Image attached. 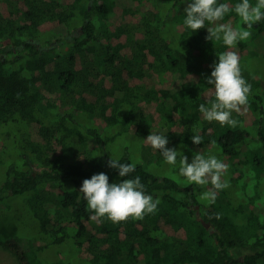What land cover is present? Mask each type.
<instances>
[{"label": "trees", "instance_id": "1", "mask_svg": "<svg viewBox=\"0 0 264 264\" xmlns=\"http://www.w3.org/2000/svg\"><path fill=\"white\" fill-rule=\"evenodd\" d=\"M164 1L0 0V133L18 153L0 185V213L10 195L24 196L22 211L36 228L0 238L19 264H73L70 253L81 264H264V131L253 139L241 116L235 127L203 123L199 105L212 91L210 61L229 49L207 40V28L191 33L183 26L189 0H169L168 10ZM224 22L235 27L239 19L232 13ZM153 30L160 45L150 43ZM251 32L231 49L241 71L247 56L264 58V20ZM246 108L253 125H261L264 95H251ZM151 132L166 135L178 153L195 155L216 143L229 167L225 181L245 196L223 189L214 202L201 201L210 185L183 186L152 173L137 154L107 146L132 134L154 152L145 141ZM111 158L134 164L135 172L121 177L108 167ZM99 173L110 184L139 176L145 194L159 200L156 212L119 224L93 221L79 190ZM50 187L60 192L50 196ZM65 245L67 257L56 249L49 258L48 249Z\"/></svg>", "mask_w": 264, "mask_h": 264}, {"label": "clouds", "instance_id": "2", "mask_svg": "<svg viewBox=\"0 0 264 264\" xmlns=\"http://www.w3.org/2000/svg\"><path fill=\"white\" fill-rule=\"evenodd\" d=\"M184 8L185 17L183 26L197 32L207 28V40L221 42L229 49L217 54L218 62L213 66L207 84L213 86L207 103L199 105V112L207 122H218L222 127H235L238 121L233 113L243 115L248 103L251 86L243 78L240 70V60L237 52L232 51L240 42H246L252 35L251 29L255 24L264 20V0H239L231 5L220 0H189ZM234 13L239 24L233 26L225 23V17ZM191 136L194 144H201L202 137L198 130ZM145 141L154 150H158L165 162L173 167L177 166L178 151L167 147L169 141L166 135L151 132ZM108 167L119 170L121 177H129L135 172L134 164H122L118 159L111 158ZM228 165L216 155L207 157L195 154L191 163L188 157L179 158V175L188 184L201 187L211 186L204 191L201 201L214 202L217 192L228 187L223 180ZM86 201V210L94 213L90 218L93 221L107 219L114 224L132 220H143L145 216L154 214L159 200L145 194V187L141 178L124 179L121 183H109V177L104 173L93 175L85 179L79 190Z\"/></svg>", "mask_w": 264, "mask_h": 264}, {"label": "rangeland", "instance_id": "3", "mask_svg": "<svg viewBox=\"0 0 264 264\" xmlns=\"http://www.w3.org/2000/svg\"><path fill=\"white\" fill-rule=\"evenodd\" d=\"M46 1V0H42ZM162 3V0H161ZM164 7L166 10L170 9L172 7V3H169V0L167 2H163ZM10 8L13 9L15 8L14 3H10ZM164 9V10H165ZM171 18L169 19V21ZM172 24L171 22H169ZM182 29L181 27H179ZM153 38L151 39L150 43L154 45H160V40L161 38L158 36L157 32L153 30ZM131 46L134 47L135 43H130ZM86 66L90 68L92 71H95L91 62L86 59ZM214 60L211 59L210 64H209V71H213V66H214ZM243 69L241 71V74L243 78L247 81V83L251 86V91L250 94L248 95V98L251 97V95H256L257 93L263 94L264 95V58L259 57L256 55H249L247 58L243 61ZM148 109L151 111H154V106H148ZM241 116L244 118L243 124L247 127L248 131H250V136L253 139H257L259 137V129L260 133L263 130L264 131V120L261 125L255 126L253 125L254 123V116L251 113L249 109L243 114V115H238L236 113H233V118H238ZM264 118V115L262 116ZM203 123L205 125H215L217 124L218 126L220 125L218 122H207L203 118ZM262 129V130H261ZM32 136L34 138H38V133L36 134V129L32 128ZM140 138L138 136L132 135V134H121L116 137H114L112 140L109 141V144L107 145L109 148H113L117 154L123 153V152H129L130 155L135 156L137 154V158L139 160H142L143 162H146V167L154 174L156 175H168L173 178H175L181 185H190L188 182L179 175V170H178V165H179V158L183 155L188 157L189 163H191L194 154L192 153H187V152H180L178 153V159H177V166L173 167L168 165L165 160L163 155L158 151L154 150V152H151L147 147L141 145L138 141ZM8 139H6L5 136H3L2 133H0V185L2 184L5 176V172L10 164L12 162L13 155L18 156L17 151L14 153L13 151V146L11 145L13 142ZM254 141V140H252ZM75 151L76 154H80L83 152L84 147L79 143V140L76 139L75 141ZM7 147V148H4ZM199 154L208 156V155H216L220 160H221V151L219 147L217 146L216 143H214V146H206L203 149L199 151ZM20 163V162H18ZM233 165V162H232ZM247 172H249V167L248 165L246 166ZM228 172H229V167H228ZM110 179V178H109ZM223 180L225 181V176L223 177ZM227 183V182H226ZM194 185V184H193ZM264 185V184H263ZM196 189H199L201 186L194 185ZM230 186V187H229ZM228 187L225 188V190H228L231 192L233 191L234 194L240 195V196H245L243 193L239 194L238 193V188L233 187V184L229 185ZM247 190H250L251 192L253 189L248 187L246 188ZM246 189H244L246 191ZM206 190V187L204 188ZM260 190H264V187L260 186ZM237 193H235V192ZM60 190L58 188L50 187L48 188L47 194L51 196V194L57 195ZM239 197V196H238ZM200 198V196H199ZM241 198V197H240ZM245 197H243L244 200ZM227 199L224 196H219L218 201L224 203ZM4 202H6L3 210L0 213V229H1V234L0 238H4L7 236L12 235L15 232H21L26 235L27 234H35L36 233V228L34 224L32 223V218L28 215H25V213L22 211L25 206L27 205L24 200V196H12L8 197ZM197 209L199 210L200 207L197 206ZM56 249H60L62 251H65L67 249V246L65 245L64 247H59V248H51L48 249L47 253L49 258H54L56 256ZM60 256V255H59ZM62 257H67L66 254L62 253L60 258ZM69 259L73 261V264H81L78 260V256L76 253H70L68 255ZM0 264H19L18 260L16 257L10 253V251L6 250L2 245H0Z\"/></svg>", "mask_w": 264, "mask_h": 264}, {"label": "water", "instance_id": "4", "mask_svg": "<svg viewBox=\"0 0 264 264\" xmlns=\"http://www.w3.org/2000/svg\"><path fill=\"white\" fill-rule=\"evenodd\" d=\"M206 226H207V228H210V225L209 224H207Z\"/></svg>", "mask_w": 264, "mask_h": 264}]
</instances>
